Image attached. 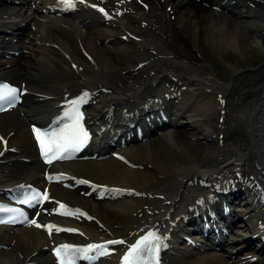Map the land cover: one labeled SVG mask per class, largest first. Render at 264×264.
I'll list each match as a JSON object with an SVG mask.
<instances>
[{
	"label": "bare ground",
	"instance_id": "6f19581e",
	"mask_svg": "<svg viewBox=\"0 0 264 264\" xmlns=\"http://www.w3.org/2000/svg\"><path fill=\"white\" fill-rule=\"evenodd\" d=\"M263 21L264 0H0V80L22 100L0 111V201L22 183L48 196L25 226L0 224V264H56L54 247L124 241L76 262L122 264L146 231L162 235L164 264H264V64L222 82L195 56L203 45L258 57ZM79 91L88 148L43 164L30 126ZM157 108L171 128L135 138ZM195 227L226 247L197 253L179 233Z\"/></svg>",
	"mask_w": 264,
	"mask_h": 264
},
{
	"label": "snow or ice",
	"instance_id": "6c2138e0",
	"mask_svg": "<svg viewBox=\"0 0 264 264\" xmlns=\"http://www.w3.org/2000/svg\"><path fill=\"white\" fill-rule=\"evenodd\" d=\"M60 2L68 9H72L75 7L77 2H81V0H60ZM95 7V6H93ZM103 11V9H100ZM87 93L84 94L79 100L70 101V111L76 112L77 115L75 117V123L71 126L69 130L62 136V144H59L55 139H49L47 146L45 145V139L42 138V134L37 131V139L40 140L41 145L45 147V155L47 156L49 153L53 152V148L51 144L58 143V147L56 151L63 152L72 149L73 151H79L84 144L87 143L88 133L84 131V129L80 126L79 121L81 119L78 113L77 105L82 103L84 99L87 97ZM18 99L17 89L14 87H10L7 85L0 86V102H7L9 105H12ZM69 113H66L68 115ZM63 158L62 156L54 155L52 159ZM51 163V160L48 161ZM82 183H87L86 181H81ZM48 196L45 193L43 196V200H47ZM22 204L32 206L33 203H41L40 193L32 190L31 195L26 196L23 200L19 201ZM61 208L64 206L61 205ZM2 211H17L15 209L7 210L0 207V212ZM72 214V213H68ZM21 215L23 213L21 212ZM0 222H10L3 221ZM31 223L35 224V220L31 221ZM38 227L40 225H37ZM49 232H51L54 226H47ZM56 231H60L59 228L55 229ZM160 237H158L155 233L149 232L147 235L141 237V239L137 240L135 244L129 247L128 252L122 258V264H148V261H154L156 255L159 251V248L162 247L160 244ZM124 243V241H108L106 244H117ZM106 244H90L86 248H72L68 245H62L59 248L55 249V254L58 257L59 264H75L77 259H85L89 261H93L97 258L98 255L106 254ZM91 254V255H90Z\"/></svg>",
	"mask_w": 264,
	"mask_h": 264
},
{
	"label": "rangeland",
	"instance_id": "374dc122",
	"mask_svg": "<svg viewBox=\"0 0 264 264\" xmlns=\"http://www.w3.org/2000/svg\"><path fill=\"white\" fill-rule=\"evenodd\" d=\"M261 37L260 54L254 59H243L241 55L234 52L231 53L232 57H227L221 51L212 50L203 45L195 52V56L210 64L215 77L222 82H232L233 78L236 80L241 78L246 81L249 76L254 77L258 67L264 64V34ZM215 252L217 253V251Z\"/></svg>",
	"mask_w": 264,
	"mask_h": 264
}]
</instances>
